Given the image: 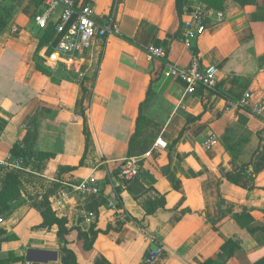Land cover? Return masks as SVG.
<instances>
[{"label":"crops","instance_id":"1","mask_svg":"<svg viewBox=\"0 0 264 264\" xmlns=\"http://www.w3.org/2000/svg\"><path fill=\"white\" fill-rule=\"evenodd\" d=\"M195 1L77 0L116 30L96 38L76 69L49 58L34 20L43 0H0L11 12L0 31V193L8 171L23 173L16 198L0 203V264L61 263L58 226L39 227L44 197L70 228L98 232L91 249L77 231L68 235L79 264H146L158 246L163 252L148 264H204L236 238L243 249L226 264H264V119L226 109L246 93L264 102V0H204L225 18L188 48L181 29ZM61 11L52 12L53 28ZM54 42L55 32L52 50ZM151 44L165 48L163 60L148 59ZM194 55L218 68V84L189 95L164 69ZM136 132L152 137V154L123 180ZM210 133L219 142L207 149ZM158 138L168 146L155 147ZM20 159L23 167L3 163ZM90 175L98 195L73 188ZM244 211L252 231L235 216Z\"/></svg>","mask_w":264,"mask_h":264},{"label":"built area","instance_id":"2","mask_svg":"<svg viewBox=\"0 0 264 264\" xmlns=\"http://www.w3.org/2000/svg\"><path fill=\"white\" fill-rule=\"evenodd\" d=\"M47 8L44 12L37 13L34 20L39 27L45 29L51 20L52 12L61 8V14L55 23V42L49 58L61 61L70 68H78L82 56L91 48L93 41L97 38L104 39L116 30V23L113 21L100 22L94 13L90 3H79L77 0H44ZM225 18V12L221 9L210 6L204 0L191 3L186 13L181 29V39L188 48L194 47L195 41L206 32L209 22L220 23ZM19 28L14 27L13 31L18 32ZM147 57L150 60L164 59L166 50L162 46L151 44L146 48ZM218 68L215 65L202 66L196 55L187 66H180L166 63L164 75L175 78L185 84L187 94H194L199 87L215 89L218 84ZM226 109H243L264 119V102L252 101L249 93L243 97L233 100L228 99ZM216 133H210L205 141V147L210 149L218 143ZM155 147L166 148L168 143L161 138L155 142ZM152 154V150L141 156L126 158L120 165V177L133 179L140 174L141 160ZM14 167H23L24 159L15 162H3ZM75 190L84 195H98L101 193V184L94 175L85 178L79 185L74 186ZM70 194L66 188L59 192V199ZM112 204V203H111ZM113 205V204H112ZM3 219L0 218V223ZM164 250L163 246L156 248L149 247L145 263L154 261Z\"/></svg>","mask_w":264,"mask_h":264},{"label":"trees","instance_id":"3","mask_svg":"<svg viewBox=\"0 0 264 264\" xmlns=\"http://www.w3.org/2000/svg\"><path fill=\"white\" fill-rule=\"evenodd\" d=\"M10 14L11 12L8 10L4 9V11H1L0 9V31L7 24ZM44 30L45 34L43 42L49 43L54 36L55 28H53L51 23H49V25ZM48 51L49 53L52 51L51 46L48 48ZM39 68L41 69V66H39ZM139 121L140 120L138 119V122ZM87 138H89V136ZM152 140L153 139L150 136L141 137L140 135L139 137V134L136 132L130 142L129 157L142 155L150 147V143ZM22 175L23 173L20 170H11L5 174L3 180V187L0 193V203L11 202L13 199L16 198L15 196L20 192L23 177ZM121 179L132 180L124 179L122 177ZM21 203V200L17 201L15 207H17ZM40 204L42 207L44 221L42 224L39 225V227H51L53 225H57L58 235L64 240L65 243L64 246L61 247V263L59 264H79L76 254L72 249L68 247L69 242H71L70 238H68V235L74 230L77 231L78 239L84 240L85 247L87 249H91L93 247L98 232L94 228H92L90 233L82 231L78 227L70 228L68 226L67 218L57 216L56 212L51 208L48 197L42 198L40 200ZM235 216L242 225H246L248 227L249 231L253 230L249 226V223L251 222V216L247 211H244L240 214H236ZM240 249L243 248L242 241L239 238L229 239L222 245L219 253V258L217 260L210 259L204 264H226L230 258L235 256L236 251ZM2 261L3 260H0V263H3Z\"/></svg>","mask_w":264,"mask_h":264},{"label":"rangeland","instance_id":"4","mask_svg":"<svg viewBox=\"0 0 264 264\" xmlns=\"http://www.w3.org/2000/svg\"><path fill=\"white\" fill-rule=\"evenodd\" d=\"M35 3L37 2H39L40 3V0H33ZM43 2H44V0H43ZM43 4V3H42ZM41 7V4H40V6L38 7V9ZM40 12V11H39ZM50 47V43H45V48H49Z\"/></svg>","mask_w":264,"mask_h":264},{"label":"water","instance_id":"5","mask_svg":"<svg viewBox=\"0 0 264 264\" xmlns=\"http://www.w3.org/2000/svg\"><path fill=\"white\" fill-rule=\"evenodd\" d=\"M54 254H55V257H54V259H57V253L55 252Z\"/></svg>","mask_w":264,"mask_h":264}]
</instances>
